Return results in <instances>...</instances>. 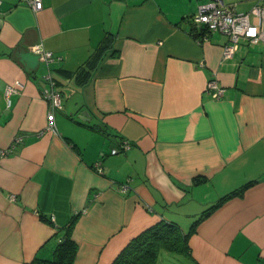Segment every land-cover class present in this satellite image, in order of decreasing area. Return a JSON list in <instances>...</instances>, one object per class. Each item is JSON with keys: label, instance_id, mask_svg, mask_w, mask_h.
Instances as JSON below:
<instances>
[{"label": "crops", "instance_id": "crops-1", "mask_svg": "<svg viewBox=\"0 0 264 264\" xmlns=\"http://www.w3.org/2000/svg\"><path fill=\"white\" fill-rule=\"evenodd\" d=\"M207 1L42 0L35 11L0 0V264L50 256L73 216V264H111L143 230L164 220L186 233L245 184L198 221L184 257L264 264V41L240 39L223 60L225 34L190 32ZM223 2L246 12L259 0ZM48 71L62 94L55 131ZM123 139L131 147L111 154ZM162 253L156 264H167Z\"/></svg>", "mask_w": 264, "mask_h": 264}, {"label": "built area", "instance_id": "built-area-1", "mask_svg": "<svg viewBox=\"0 0 264 264\" xmlns=\"http://www.w3.org/2000/svg\"><path fill=\"white\" fill-rule=\"evenodd\" d=\"M22 1L35 11L42 8V0ZM192 22L195 26H204L209 32L225 34L228 40L223 45L222 59H229L233 56L240 39H246L253 43L264 41V0H259L256 5L246 12L235 11L233 7L225 5L223 0H208L206 3L197 6V10L192 16ZM31 50L46 63L53 61L55 58L53 52L44 49L41 43L32 45ZM42 81V96L47 103L46 129L55 131L54 117L56 111L62 107V94L57 89L56 82L50 71L43 75ZM20 86L21 82L18 80L6 84L4 97L8 105L10 104V95L16 92ZM206 91L212 98L219 99L223 96L224 88L216 79L211 78L207 81ZM19 140L20 138L17 137L14 142ZM130 147L131 143L123 139L111 148L110 153L123 152ZM94 168L97 172L102 173L100 161L94 164ZM122 189H125V185L122 186ZM53 219V216H51L50 220L53 221Z\"/></svg>", "mask_w": 264, "mask_h": 264}, {"label": "trees", "instance_id": "trees-1", "mask_svg": "<svg viewBox=\"0 0 264 264\" xmlns=\"http://www.w3.org/2000/svg\"><path fill=\"white\" fill-rule=\"evenodd\" d=\"M200 28L202 31H197L195 24L192 26L190 32L195 38L204 35L205 31H207L204 26ZM104 41H106V37ZM248 185L245 184L240 188L234 189L207 207L200 217L193 221L186 233L174 222L161 220L155 223L132 238L113 259L111 264H156L159 253L162 251L189 258L188 238L195 231L198 221L208 215L228 197L241 194ZM76 218L77 216H73L66 226L59 228L56 235L57 242L50 256L35 255L30 262L25 264H73L77 243L72 238V229Z\"/></svg>", "mask_w": 264, "mask_h": 264}, {"label": "rangeland", "instance_id": "rangeland-1", "mask_svg": "<svg viewBox=\"0 0 264 264\" xmlns=\"http://www.w3.org/2000/svg\"><path fill=\"white\" fill-rule=\"evenodd\" d=\"M162 254H166L165 256V260L167 264H181L182 260H185L186 264H189L188 259H186L183 255H179V254H174V253H170L167 251H162Z\"/></svg>", "mask_w": 264, "mask_h": 264}, {"label": "water", "instance_id": "water-1", "mask_svg": "<svg viewBox=\"0 0 264 264\" xmlns=\"http://www.w3.org/2000/svg\"><path fill=\"white\" fill-rule=\"evenodd\" d=\"M85 116H88V112H86V111L81 113V118H83Z\"/></svg>", "mask_w": 264, "mask_h": 264}]
</instances>
